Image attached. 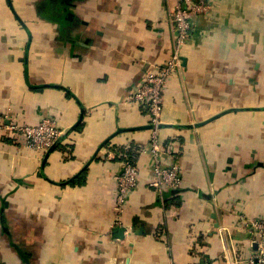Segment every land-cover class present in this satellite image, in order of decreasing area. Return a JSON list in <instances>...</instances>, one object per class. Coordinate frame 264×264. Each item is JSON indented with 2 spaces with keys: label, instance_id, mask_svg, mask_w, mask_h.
<instances>
[{
  "label": "crops",
  "instance_id": "0c3cea01",
  "mask_svg": "<svg viewBox=\"0 0 264 264\" xmlns=\"http://www.w3.org/2000/svg\"><path fill=\"white\" fill-rule=\"evenodd\" d=\"M11 1L0 0V264H226L223 231L250 264L245 219L264 220V0H210L196 18L160 129L184 182L151 185L141 155L122 212L116 176L151 135L131 96L172 55L176 1ZM44 117L63 135L42 154L12 126Z\"/></svg>",
  "mask_w": 264,
  "mask_h": 264
},
{
  "label": "built area",
  "instance_id": "2783aa9c",
  "mask_svg": "<svg viewBox=\"0 0 264 264\" xmlns=\"http://www.w3.org/2000/svg\"><path fill=\"white\" fill-rule=\"evenodd\" d=\"M171 8V23L174 30V47L171 57L163 64L154 66L142 81L134 88L131 99L147 109L149 124L152 126L148 142L135 150L134 159L127 157L124 169L116 176L117 210L122 212L127 195L140 180L141 167L138 158L149 153L151 162V185L161 191L163 189H176L183 184V176L179 165L166 166L164 164L165 150L160 140V129L163 124L165 108V88L168 81L182 68V51L191 38L198 16L206 14L211 9L210 0H175ZM12 129L22 134L24 143L33 150L42 154L46 153L63 135L62 129L51 117H44L37 124H14ZM246 228L258 248L250 257V264H264V220L245 219ZM224 247L226 251V264H238V260L231 253L232 240L225 238L223 231ZM231 241V242H230Z\"/></svg>",
  "mask_w": 264,
  "mask_h": 264
},
{
  "label": "water",
  "instance_id": "95a60500",
  "mask_svg": "<svg viewBox=\"0 0 264 264\" xmlns=\"http://www.w3.org/2000/svg\"><path fill=\"white\" fill-rule=\"evenodd\" d=\"M10 1V4L12 5V1L11 0H9ZM14 8V7H13ZM163 126V124H161V127ZM147 127H149V128H152V126L151 125H148ZM54 148V145L47 151V153H50V151L52 150ZM218 226V225H217ZM121 231L123 230L122 228L120 229Z\"/></svg>",
  "mask_w": 264,
  "mask_h": 264
},
{
  "label": "trees",
  "instance_id": "16d2710c",
  "mask_svg": "<svg viewBox=\"0 0 264 264\" xmlns=\"http://www.w3.org/2000/svg\"><path fill=\"white\" fill-rule=\"evenodd\" d=\"M128 153L129 155L127 156L129 159H134L133 156H134V151H131V149L128 150Z\"/></svg>",
  "mask_w": 264,
  "mask_h": 264
}]
</instances>
